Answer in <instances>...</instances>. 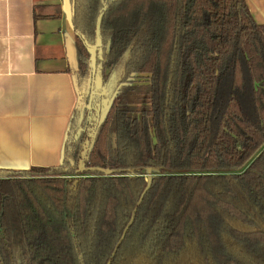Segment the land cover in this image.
<instances>
[{
  "label": "trees",
  "instance_id": "trees-1",
  "mask_svg": "<svg viewBox=\"0 0 264 264\" xmlns=\"http://www.w3.org/2000/svg\"><path fill=\"white\" fill-rule=\"evenodd\" d=\"M69 4L78 101L59 164L0 168V264H264V23L245 0Z\"/></svg>",
  "mask_w": 264,
  "mask_h": 264
},
{
  "label": "crops",
  "instance_id": "crops-1",
  "mask_svg": "<svg viewBox=\"0 0 264 264\" xmlns=\"http://www.w3.org/2000/svg\"><path fill=\"white\" fill-rule=\"evenodd\" d=\"M264 23V0H245ZM69 0H0V168L57 165L78 101Z\"/></svg>",
  "mask_w": 264,
  "mask_h": 264
},
{
  "label": "rangeland",
  "instance_id": "rangeland-1",
  "mask_svg": "<svg viewBox=\"0 0 264 264\" xmlns=\"http://www.w3.org/2000/svg\"><path fill=\"white\" fill-rule=\"evenodd\" d=\"M109 72V68L106 69V73ZM106 84V81H103L102 83H99L97 87V91L100 89L102 90L100 93V97H102L103 94H106V89L104 85ZM147 77L145 75H140L137 77H134L131 84L128 85V88L126 89L127 93V104H134V105H140L141 104V97L147 93ZM110 101H113L114 103L119 101V98H116L113 96V98ZM101 102V98H100ZM91 132V131H90Z\"/></svg>",
  "mask_w": 264,
  "mask_h": 264
},
{
  "label": "water",
  "instance_id": "water-1",
  "mask_svg": "<svg viewBox=\"0 0 264 264\" xmlns=\"http://www.w3.org/2000/svg\"><path fill=\"white\" fill-rule=\"evenodd\" d=\"M97 44H98V45L100 44L99 39H98V41H97ZM99 83H100V79L97 78V80H96V88L98 87Z\"/></svg>",
  "mask_w": 264,
  "mask_h": 264
}]
</instances>
